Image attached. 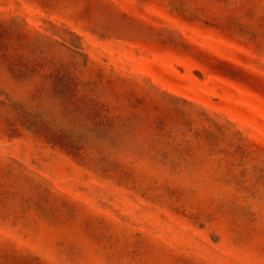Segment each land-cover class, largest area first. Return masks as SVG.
<instances>
[{"label": "rangeland", "instance_id": "obj_1", "mask_svg": "<svg viewBox=\"0 0 264 264\" xmlns=\"http://www.w3.org/2000/svg\"><path fill=\"white\" fill-rule=\"evenodd\" d=\"M10 15L81 35L114 121L145 118L114 159H76L0 104V264H264V0H0Z\"/></svg>", "mask_w": 264, "mask_h": 264}, {"label": "trees", "instance_id": "obj_2", "mask_svg": "<svg viewBox=\"0 0 264 264\" xmlns=\"http://www.w3.org/2000/svg\"><path fill=\"white\" fill-rule=\"evenodd\" d=\"M46 23L41 29L20 15L0 17V71L8 74L0 84H10L0 88L6 95L0 104L11 112L9 130L26 128L76 159L95 154L112 160L136 144L131 139L145 109L133 106L126 122L114 121V74L91 66L81 35ZM123 95L130 99L127 91ZM114 134L126 139L114 141Z\"/></svg>", "mask_w": 264, "mask_h": 264}]
</instances>
